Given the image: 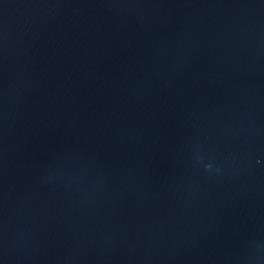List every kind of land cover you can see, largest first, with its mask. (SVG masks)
Segmentation results:
<instances>
[{
	"label": "water",
	"instance_id": "1",
	"mask_svg": "<svg viewBox=\"0 0 264 264\" xmlns=\"http://www.w3.org/2000/svg\"><path fill=\"white\" fill-rule=\"evenodd\" d=\"M0 264H264V0H0Z\"/></svg>",
	"mask_w": 264,
	"mask_h": 264
}]
</instances>
